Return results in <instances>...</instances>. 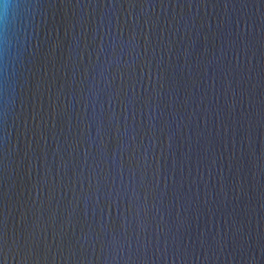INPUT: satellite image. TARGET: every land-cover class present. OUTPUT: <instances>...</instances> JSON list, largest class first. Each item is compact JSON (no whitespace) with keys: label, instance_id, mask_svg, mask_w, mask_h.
<instances>
[{"label":"water","instance_id":"water-1","mask_svg":"<svg viewBox=\"0 0 264 264\" xmlns=\"http://www.w3.org/2000/svg\"><path fill=\"white\" fill-rule=\"evenodd\" d=\"M0 264H264V0H0Z\"/></svg>","mask_w":264,"mask_h":264}]
</instances>
